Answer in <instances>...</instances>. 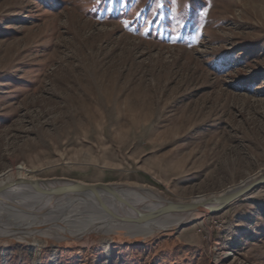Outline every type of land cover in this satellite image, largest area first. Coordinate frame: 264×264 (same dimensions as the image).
Listing matches in <instances>:
<instances>
[{
	"label": "rangeland",
	"instance_id": "obj_1",
	"mask_svg": "<svg viewBox=\"0 0 264 264\" xmlns=\"http://www.w3.org/2000/svg\"><path fill=\"white\" fill-rule=\"evenodd\" d=\"M19 171L184 202L264 172V0H0V175ZM125 226L0 239V264H264V184Z\"/></svg>",
	"mask_w": 264,
	"mask_h": 264
},
{
	"label": "bare ground",
	"instance_id": "obj_2",
	"mask_svg": "<svg viewBox=\"0 0 264 264\" xmlns=\"http://www.w3.org/2000/svg\"><path fill=\"white\" fill-rule=\"evenodd\" d=\"M262 173L264 172L262 171ZM262 173L254 174L255 176L219 193L196 195L190 201L202 202L213 196L241 188L258 178ZM18 179L39 178L29 174V171H19L16 176L3 174L0 175V186ZM108 184L112 186L121 199L137 208L152 209L168 201L162 194L149 188L119 182ZM59 185L61 184L58 182L46 183L42 185L43 188L36 189L30 185L16 184L1 193L0 239L4 243L10 241L36 243L40 236L55 239H69L70 235L87 237L92 231L103 230L107 226H119L120 224L122 226L126 225L136 235L149 233L156 227L190 223L207 216L204 212H195L188 215L170 214L154 219H142L141 222L121 223L114 217H131L136 220V215L111 194H70L59 198L51 192L44 193L40 191ZM55 198L57 200L53 202L54 205L49 207L50 201ZM107 221L113 222V224H108ZM35 234L37 236H34ZM57 260L58 255L54 254L48 264H56ZM36 264L44 263L39 259Z\"/></svg>",
	"mask_w": 264,
	"mask_h": 264
},
{
	"label": "water",
	"instance_id": "obj_3",
	"mask_svg": "<svg viewBox=\"0 0 264 264\" xmlns=\"http://www.w3.org/2000/svg\"><path fill=\"white\" fill-rule=\"evenodd\" d=\"M60 183L59 186H52L47 189L40 190L44 193L51 192L55 196H66L70 194H87L94 193L97 195H101V193H107L113 195L119 202L124 204L127 208L132 210V212L136 215L133 220L131 217H114L122 222H141L142 219H154L170 214H179V215H188L195 212H204L206 214H214L223 209H225L230 203L235 201L236 199L242 197L249 191L255 189L256 187L264 184V173L259 175L258 178L250 181L247 185L236 188L234 190L227 191L222 195L213 196L204 200L202 202H182V201H165L163 204L159 205L156 208L152 209H143L134 207L132 204L127 203L123 199H121L112 186L108 183H85L78 180L65 178V177H53L46 179H18L11 183H7L3 186H0V194L9 190L12 186L16 184L22 185H30L35 187L36 189L43 188L42 185L46 183ZM57 200V198L53 199L49 203V207H52L53 202Z\"/></svg>",
	"mask_w": 264,
	"mask_h": 264
}]
</instances>
